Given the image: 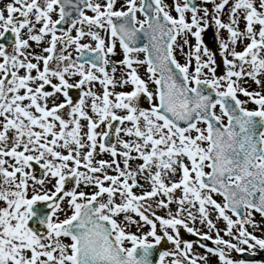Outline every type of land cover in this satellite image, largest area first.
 <instances>
[{"label": "snow or ice", "instance_id": "1", "mask_svg": "<svg viewBox=\"0 0 264 264\" xmlns=\"http://www.w3.org/2000/svg\"><path fill=\"white\" fill-rule=\"evenodd\" d=\"M257 230L264 0H0V264H264Z\"/></svg>", "mask_w": 264, "mask_h": 264}, {"label": "rangeland", "instance_id": "2", "mask_svg": "<svg viewBox=\"0 0 264 264\" xmlns=\"http://www.w3.org/2000/svg\"><path fill=\"white\" fill-rule=\"evenodd\" d=\"M88 15H92V13H90V12H88L87 13ZM139 15V14H138ZM56 17H55V15L53 16V19H55ZM225 19H227L226 17H225ZM37 27H39V25H37ZM213 31V30H212ZM73 35H75V32L73 31ZM101 35H103V33H101ZM205 35V34H204ZM226 36V33H224V32H221V37H225ZM26 38V37H25ZM46 40H47V38H46ZM83 42H88L87 40H85V41H83ZM47 46V43L45 42L43 45H41V47H46ZM33 48L35 49V51L36 52H40V48H37L36 47V45L33 43ZM214 49L216 50V51H218V45L217 44H215V47H214ZM117 53H118V55L117 56H115V57H113V59H115V60H120V59H122L123 57H122V55L121 54H119L120 52H121V50H120V48H119V44L117 43ZM237 50L239 51V50H242L241 48H237ZM69 51H72V53H73V57H75V55H76V53L74 52V50H72V49H70ZM144 58V54H140V59H143ZM218 59H219V57H218ZM33 62H35V61H33ZM181 63H183V59H181ZM35 74V73H34ZM140 74H141V76H143L144 75V69L143 68H141L140 69ZM119 75V74H118ZM74 79H76V78H74ZM55 82V81H54ZM70 82H74V80L73 81H70ZM154 87V86H153ZM252 88H255V85L254 84H250V90L252 89ZM50 90V89H49ZM95 91H97L98 93L101 91V88H100V86L97 84L96 86H95V89H94ZM131 89L130 88H126V89H117V91H130ZM70 95L73 97V99H74V101L77 99V97H78V91L77 90H72L71 92H70ZM241 99H244V97H240ZM249 107H252V105H249ZM218 111V110H217ZM91 114V113H90ZM65 118H67V117H65ZM82 124H86V122L85 121H82ZM99 131V130H98ZM96 159H105V160H110L111 159V157H109L107 154H105V155H103V156H97L96 157ZM135 163H139V161H137V162H135ZM135 163L133 164V167H135ZM110 174H114V173H110ZM143 182V181H142ZM71 185H69V187H70ZM145 187H147V185H145ZM83 190H85V191H92L91 189H83ZM138 191V190H137ZM180 195V192L178 191L177 193H176V196H179ZM215 199H217V201L218 202H222V198L221 197H219V196H216V197H214ZM170 207H171V209L173 210V211H175V209H176V206L173 204V205H170ZM157 214L158 215H165V210H157ZM61 218H63V216L61 217ZM212 219H213V221H214V223H216V225H217V228L218 229H224L225 228V224H224V222L222 221V220H216V214L215 213H213L212 214V217H211ZM261 218L259 217V215H257L256 216V220L257 221H259ZM195 227H197V228H199L200 230H201V232H206L207 231V229L204 227V226H202V225H200L199 223H197L196 225H195ZM250 232L251 231H253V229L252 228H250L249 227V229H248ZM132 231H135V228H133L132 229ZM145 231H147V229H145ZM183 231V230H182ZM255 234L257 235V236H262V235H264V231H262V230H257L256 232H255ZM183 235L186 237L187 236V234L186 233H183ZM215 234L213 233V236H214ZM220 235L221 236H223V231H221V233H220ZM224 239H226V240H228V239H230L229 237H226V236H224L223 237ZM233 242H235V241H233ZM208 244H209V247H215L214 245H212L211 244V242L210 241H208ZM194 252L195 253H197V254H199V255H208L209 256V260L206 262V264H218V260H217V258L216 257H214V256H211L210 254H208V253H206L205 252V250L204 249H201V248H199L198 246H195L194 247ZM232 256L234 257V258H236V259H239V258H241V257H239L238 256V254H236V253H232Z\"/></svg>", "mask_w": 264, "mask_h": 264}, {"label": "water", "instance_id": "3", "mask_svg": "<svg viewBox=\"0 0 264 264\" xmlns=\"http://www.w3.org/2000/svg\"><path fill=\"white\" fill-rule=\"evenodd\" d=\"M67 27V26H65ZM205 43L207 45H209L210 47H213L215 46V43H214V36H213V32L212 30H209L208 32H206L205 34ZM192 240H197L198 237H191ZM203 243H205L207 245V242L206 241H202ZM169 248L171 247L170 245L168 246ZM245 259H250V260H255V261H264V252H259L255 257H251V256H247V257H244Z\"/></svg>", "mask_w": 264, "mask_h": 264}]
</instances>
